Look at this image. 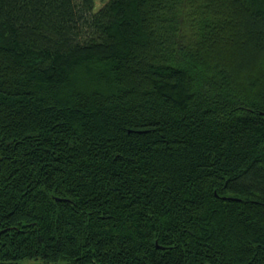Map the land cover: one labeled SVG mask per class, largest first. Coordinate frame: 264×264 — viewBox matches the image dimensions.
Returning a JSON list of instances; mask_svg holds the SVG:
<instances>
[{
  "label": "trees",
  "instance_id": "trees-1",
  "mask_svg": "<svg viewBox=\"0 0 264 264\" xmlns=\"http://www.w3.org/2000/svg\"><path fill=\"white\" fill-rule=\"evenodd\" d=\"M264 264V0H0V264Z\"/></svg>",
  "mask_w": 264,
  "mask_h": 264
},
{
  "label": "rangeland",
  "instance_id": "rangeland-1",
  "mask_svg": "<svg viewBox=\"0 0 264 264\" xmlns=\"http://www.w3.org/2000/svg\"><path fill=\"white\" fill-rule=\"evenodd\" d=\"M20 264H43L40 260L38 261H33V260H27L23 261ZM59 264H64L63 262H60Z\"/></svg>",
  "mask_w": 264,
  "mask_h": 264
},
{
  "label": "water",
  "instance_id": "water-1",
  "mask_svg": "<svg viewBox=\"0 0 264 264\" xmlns=\"http://www.w3.org/2000/svg\"><path fill=\"white\" fill-rule=\"evenodd\" d=\"M16 264H19V263H16Z\"/></svg>",
  "mask_w": 264,
  "mask_h": 264
}]
</instances>
